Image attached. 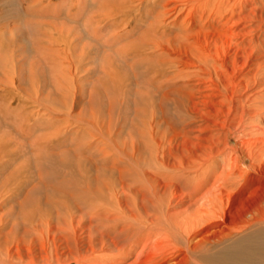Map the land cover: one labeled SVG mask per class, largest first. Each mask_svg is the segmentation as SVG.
I'll use <instances>...</instances> for the list:
<instances>
[{"label":"rangeland","instance_id":"1","mask_svg":"<svg viewBox=\"0 0 264 264\" xmlns=\"http://www.w3.org/2000/svg\"><path fill=\"white\" fill-rule=\"evenodd\" d=\"M216 1L0 0V264H78L61 232L112 195L147 192L166 222L178 173L201 164L226 176L232 216L255 217L223 240L205 222L184 264H264V0ZM158 174L175 183L160 209Z\"/></svg>","mask_w":264,"mask_h":264},{"label":"bare ground","instance_id":"2","mask_svg":"<svg viewBox=\"0 0 264 264\" xmlns=\"http://www.w3.org/2000/svg\"><path fill=\"white\" fill-rule=\"evenodd\" d=\"M197 1L199 2L198 4L204 3V6H207L212 1L215 2V0H197ZM223 1L224 0H221L220 2L223 3ZM227 2L229 3V1H227ZM232 2H234V0ZM194 5H196V2L194 3ZM202 7H203V5H202ZM261 17H262V15H261ZM230 32H231V30H230ZM211 33H209V35ZM209 48H211V47H209ZM185 51H188L187 48L185 49ZM202 54L204 56V53H202ZM192 55H193V53H192ZM234 56H235V54H234ZM230 57H232V55ZM216 58H217V56H216ZM223 59H224V57H223ZM204 60H205V57H204ZM233 60H235V58ZM233 60H232V62H233ZM184 62H187V61H184ZM221 62L224 63L225 61H221ZM188 64H190V63H188ZM201 64H203V63H201ZM226 64H227V62H226ZM184 66H186V65H184ZM201 67H202V65H201ZM232 67H235V66L232 65ZM200 70H202V69H200ZM226 81H228V80L226 79ZM238 81L239 80H237V82ZM222 83H223V81H222ZM234 94H236V93H234ZM242 96H244V95H242ZM246 97H247V95H246ZM229 98H233V97L232 96L230 97V95H229ZM244 99H246V98H244ZM228 100H230V99H228ZM221 101L223 103L225 102L223 100H221ZM221 101H220V103H221ZM241 102H242V100H241ZM232 103L234 104L235 102H232ZM252 103H253V101H252ZM236 104H237V102H236ZM224 105H226V104H224ZM221 106H223V105H221ZM253 108H256V107H253ZM244 109H245V107L243 106L242 110H244ZM246 109H247V107H246ZM247 110H249V109H247ZM247 110H246V112H247ZM239 111H241V110H239ZM253 111H254V109H253ZM232 112H233V110H232ZM243 113H245V111L242 112L241 117L243 116ZM237 119H238L237 117L233 118L232 121L233 122L237 121ZM225 139L228 142L229 137L226 136ZM249 140H251V139H249ZM234 151H235V149H234ZM258 158H259V161L262 163L263 160H262V158L260 159V155H258ZM230 159H231V157H230ZM262 168L264 169V167H262ZM197 169L198 170H184L183 169L180 171V173H178V183H177L178 187L176 186L175 189L173 188V190H171V192L173 191L172 195L173 194L174 195L171 197V199H169V201L166 203V207H165L167 209L166 210V216L169 219L171 216L175 217V220H173V217L171 218V220H173V222H174L173 224H170V222H168L169 219L167 221L165 220L166 222H164L163 217L161 218L159 216V215H162L160 210L155 211L153 209L151 211L148 209V204L145 203L146 198L149 199L147 192L143 196H141L142 200H140V198H139L140 203H142L140 205L136 204L137 201H135V199L138 195L135 193L134 194L136 196H132L134 199H132L130 197H128V198L125 197L123 199L122 196L118 197L116 195H112V198L115 197L118 204L116 203V207H114V208H111V207L105 208L104 207L105 208V210L103 211L104 214L101 215V212L99 213L102 216L101 220H99L100 222L97 221L96 219H92V218L89 220H83L82 218H80V220L78 221V224H80V222H81V224H85V227L88 226L87 230L85 231V227H84V230L81 233H79L78 229H77L78 227L77 228L74 227L73 230L77 233V236H73L74 234L72 235L69 231H62L59 239L66 245V247L70 248V250H69L70 257L73 258V260H75L78 264H93V263L99 264V263H101L100 261L94 260V259L98 258L97 256H101L102 257L101 260H103V259H105L104 256H106L107 254H109L111 252H114L115 250H117V252L119 253L118 255L121 257V261L114 263V261H113L114 257H107V259L111 260V262H112V263L110 262V264H123V262H126V260L130 259V258H132V259L134 258V260L133 261L130 260V263H128V264H159L161 262L163 264H165L166 262L175 258L177 255L178 256L180 255L181 258L178 259V261L175 262V264H184V262H186V261L190 262V260L193 259V257H192V259H190V258H191V255L193 254L194 249H196L198 246H200L201 243L203 244L204 242L209 241V238H207V234H211V233H208L209 231L206 233H203L202 229H201L205 222H208L211 220L214 221L217 218H221L222 221L217 225L218 230L214 231V234H215L214 236L217 237L218 240H223V239L227 238L230 234L234 233V231H236L237 229H240L245 225H251L253 223L251 219H242L246 214H248V215L251 214L252 217H255L253 212L249 209L243 210V212L242 213L240 212L237 217L232 216L230 211L227 208H225L224 200H223V193H225L224 191L226 189V183L228 182L226 179V176H223V174L221 173L217 177H215V179H214V176H216L214 173L215 171L210 166L206 167V165H204V164L199 165V167ZM158 175H159V177H161V176L163 177V175H161V174H158ZM228 175L230 176V174H228ZM221 177H223V178H221ZM167 178H168V176H167ZM219 178L223 179L224 182L223 183H217V180H219ZM169 179H170V176H169ZM169 182H172V181H167V179L165 177H163V178H161V183H159L158 186L153 185V192L152 193H151V190L149 189L150 193L153 196L152 198L150 197L151 198L150 201L152 202L151 204L154 207H157L158 209H160L159 199H161L164 195L166 196V194H170L169 188L171 187V184ZM172 183L175 184L174 181ZM147 187H146V189H147ZM113 189H114V187H113ZM114 192H116V191H114ZM134 194H132V195H134ZM168 197H169V195H168ZM120 198L123 200L121 201ZM153 198H155L156 201H154L155 199L153 200ZM130 200H133V201L130 202ZM157 200L159 202H157ZM176 200H178V201H176ZM108 201H109V199H108ZM148 202H149V200H148ZM149 204H150V202H149ZM177 204H178V209L176 207ZM161 205L164 206L163 203H161ZM161 211H162V209H161ZM138 214H140V215H138ZM143 218H144V221L142 220L141 223L142 224L144 223V225L140 230H137V227H138L137 225L139 224V220H141ZM176 218H178V219L176 220ZM72 220H73V218H72ZM240 221H244V222H240ZM65 223L66 224L64 225V227L62 229H64V228L69 229V228L73 227L72 226L73 222L70 223L68 219L65 220ZM106 226H107V230L105 228ZM94 227L97 228L95 233L93 232ZM210 231H212V230H210ZM71 232H73V231H71ZM177 232H178V237L176 236ZM199 234L202 235V238L200 239V241L199 242L197 241L196 243L192 244V239H194L196 237V235H199ZM181 239H184V241H182V242H185L184 244H186V246L181 245V243H180ZM176 242H178V246L174 245V243H176ZM171 250L174 253H172ZM117 252H116V254H117ZM168 252L171 253L172 255H170ZM168 254H169V257H167ZM195 260H197V259L195 258ZM200 263H202V262H200Z\"/></svg>","mask_w":264,"mask_h":264}]
</instances>
